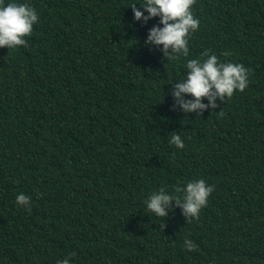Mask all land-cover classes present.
I'll use <instances>...</instances> for the list:
<instances>
[{
    "label": "trees",
    "instance_id": "obj_1",
    "mask_svg": "<svg viewBox=\"0 0 264 264\" xmlns=\"http://www.w3.org/2000/svg\"><path fill=\"white\" fill-rule=\"evenodd\" d=\"M30 3L26 45L0 48V264H264V0H194L178 58L145 46L159 18L134 21L141 0ZM204 50L249 83L184 113L171 84ZM201 178L198 219L146 212L153 191Z\"/></svg>",
    "mask_w": 264,
    "mask_h": 264
},
{
    "label": "clouds",
    "instance_id": "obj_2",
    "mask_svg": "<svg viewBox=\"0 0 264 264\" xmlns=\"http://www.w3.org/2000/svg\"><path fill=\"white\" fill-rule=\"evenodd\" d=\"M193 3L194 0H141L138 3L139 9L136 8L137 3L131 4L129 8L132 9L134 21L146 23L153 17L159 18V26L148 30L145 46L160 47L164 56H187L188 37L198 29L200 23L191 10ZM38 19V13L30 0H0V48L25 46V37L31 34ZM222 55L228 56L229 53L224 52ZM184 67L185 75L171 84L175 106L184 113L214 109L218 98H230L234 91H243L249 83L250 69L241 63L221 61L214 52L210 53L208 50H204L200 58L187 59ZM185 96L191 99H185ZM201 98H206L208 103H202ZM168 142L177 149L184 148L180 133L172 132ZM213 189L214 186L207 184L203 178L189 180L171 192L161 187L144 201L145 210L153 217L163 220L169 206L178 205L185 218L198 219L200 210L206 206ZM30 201L31 197L23 192L15 197L16 204L29 211ZM184 247L187 251H192L196 245L185 238ZM56 264H70V259L65 257Z\"/></svg>",
    "mask_w": 264,
    "mask_h": 264
}]
</instances>
